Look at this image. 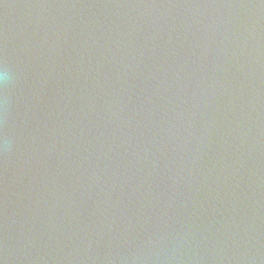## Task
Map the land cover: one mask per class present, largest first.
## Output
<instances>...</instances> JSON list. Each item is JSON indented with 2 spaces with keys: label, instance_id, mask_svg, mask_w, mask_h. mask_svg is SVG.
Listing matches in <instances>:
<instances>
[{
  "label": "water",
  "instance_id": "obj_1",
  "mask_svg": "<svg viewBox=\"0 0 264 264\" xmlns=\"http://www.w3.org/2000/svg\"><path fill=\"white\" fill-rule=\"evenodd\" d=\"M0 264H264V0H0Z\"/></svg>",
  "mask_w": 264,
  "mask_h": 264
},
{
  "label": "clouds",
  "instance_id": "obj_2",
  "mask_svg": "<svg viewBox=\"0 0 264 264\" xmlns=\"http://www.w3.org/2000/svg\"><path fill=\"white\" fill-rule=\"evenodd\" d=\"M7 78V74H3V75H0V79H6Z\"/></svg>",
  "mask_w": 264,
  "mask_h": 264
}]
</instances>
